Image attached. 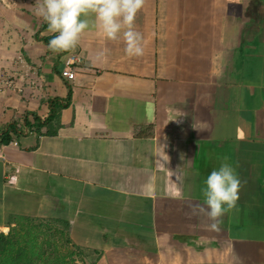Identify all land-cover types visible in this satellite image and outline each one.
Segmentation results:
<instances>
[{
  "label": "crops",
  "instance_id": "obj_1",
  "mask_svg": "<svg viewBox=\"0 0 264 264\" xmlns=\"http://www.w3.org/2000/svg\"><path fill=\"white\" fill-rule=\"evenodd\" d=\"M34 7L0 0V232L90 264H264V0H146L140 57L99 28L54 52ZM223 162L242 187L217 232L189 204Z\"/></svg>",
  "mask_w": 264,
  "mask_h": 264
},
{
  "label": "clouds",
  "instance_id": "obj_2",
  "mask_svg": "<svg viewBox=\"0 0 264 264\" xmlns=\"http://www.w3.org/2000/svg\"><path fill=\"white\" fill-rule=\"evenodd\" d=\"M145 3L146 0H35L34 14L47 23L49 32L55 33L48 44L54 52L75 50L86 31L99 28L110 41L119 42L122 37L127 55L140 57L145 52V38L136 29L135 21ZM241 187L236 169L221 163L204 181V203L189 204L190 215L206 216L211 221L210 230L220 231L224 215L237 209ZM174 198H183L179 188Z\"/></svg>",
  "mask_w": 264,
  "mask_h": 264
},
{
  "label": "trees",
  "instance_id": "obj_3",
  "mask_svg": "<svg viewBox=\"0 0 264 264\" xmlns=\"http://www.w3.org/2000/svg\"><path fill=\"white\" fill-rule=\"evenodd\" d=\"M58 242L47 250V238H39L28 228L18 229L15 233L0 232V264H78L75 257L81 253L76 254L69 246L63 248L70 244L68 239L63 240L62 247Z\"/></svg>",
  "mask_w": 264,
  "mask_h": 264
},
{
  "label": "built area",
  "instance_id": "obj_4",
  "mask_svg": "<svg viewBox=\"0 0 264 264\" xmlns=\"http://www.w3.org/2000/svg\"><path fill=\"white\" fill-rule=\"evenodd\" d=\"M78 62H79V58L74 54H70L65 60L64 67L61 70V74L63 75V77H65L69 81L74 80L76 75L75 65H77ZM10 143L13 145L17 144L16 141H11ZM2 157H3V152L2 149L0 148V158Z\"/></svg>",
  "mask_w": 264,
  "mask_h": 264
},
{
  "label": "rangeland",
  "instance_id": "obj_5",
  "mask_svg": "<svg viewBox=\"0 0 264 264\" xmlns=\"http://www.w3.org/2000/svg\"><path fill=\"white\" fill-rule=\"evenodd\" d=\"M22 62H18V64H21ZM19 67V66H18ZM17 69H20V70H22V68H17ZM10 85V78L9 77H7V78H2V79H0V88H4V87H8ZM18 229H21L20 228V226H19V228ZM17 229V230H18ZM17 230H14V231H12L13 233H15V231H17ZM8 233V232H7ZM7 233H4V234H7ZM75 259H76V261H77V263L78 264H81V262L80 261H84L86 264H90L91 263V259L90 258H88L87 257V255H83V254H80L79 255V257H75Z\"/></svg>",
  "mask_w": 264,
  "mask_h": 264
}]
</instances>
